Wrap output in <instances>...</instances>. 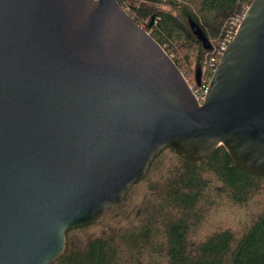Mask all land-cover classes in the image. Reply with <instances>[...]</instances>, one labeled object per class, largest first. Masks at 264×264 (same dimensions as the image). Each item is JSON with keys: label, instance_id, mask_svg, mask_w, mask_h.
<instances>
[{"label": "water", "instance_id": "1", "mask_svg": "<svg viewBox=\"0 0 264 264\" xmlns=\"http://www.w3.org/2000/svg\"><path fill=\"white\" fill-rule=\"evenodd\" d=\"M219 145L264 177V0L202 102L118 0H0V264H51L163 148L197 162Z\"/></svg>", "mask_w": 264, "mask_h": 264}, {"label": "trees", "instance_id": "2", "mask_svg": "<svg viewBox=\"0 0 264 264\" xmlns=\"http://www.w3.org/2000/svg\"><path fill=\"white\" fill-rule=\"evenodd\" d=\"M118 1L194 88L208 78L201 67L211 48L188 19L213 47L252 0ZM65 237L51 264H264V177L240 169L222 145L197 162L165 147L119 202Z\"/></svg>", "mask_w": 264, "mask_h": 264}, {"label": "built area", "instance_id": "3", "mask_svg": "<svg viewBox=\"0 0 264 264\" xmlns=\"http://www.w3.org/2000/svg\"><path fill=\"white\" fill-rule=\"evenodd\" d=\"M123 8L128 12L127 8ZM246 8L241 13H236L230 16L229 25L223 33L221 42L218 45L211 47L210 52L208 53V57L205 59L201 67L203 73H209L208 78L204 79L197 87L193 88L192 86H190L198 102H202V100L204 99L211 75L227 43L232 39Z\"/></svg>", "mask_w": 264, "mask_h": 264}, {"label": "rangeland", "instance_id": "4", "mask_svg": "<svg viewBox=\"0 0 264 264\" xmlns=\"http://www.w3.org/2000/svg\"><path fill=\"white\" fill-rule=\"evenodd\" d=\"M136 2H137V1H136ZM137 5H138V2L136 3V6H137ZM124 7L127 8V10L129 9L130 12H132V8L130 9V7H131L130 5L127 4V5H124ZM129 11H128V12H129ZM132 13L134 14V12H132Z\"/></svg>", "mask_w": 264, "mask_h": 264}]
</instances>
